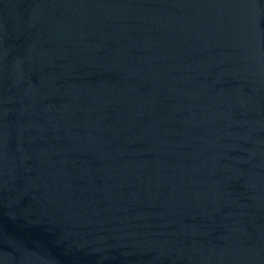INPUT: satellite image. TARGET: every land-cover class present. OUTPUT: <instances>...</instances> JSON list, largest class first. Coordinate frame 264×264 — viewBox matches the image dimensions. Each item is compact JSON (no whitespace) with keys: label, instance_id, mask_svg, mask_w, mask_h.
Here are the masks:
<instances>
[{"label":"water","instance_id":"95a60500","mask_svg":"<svg viewBox=\"0 0 264 264\" xmlns=\"http://www.w3.org/2000/svg\"><path fill=\"white\" fill-rule=\"evenodd\" d=\"M0 264H264V0H0Z\"/></svg>","mask_w":264,"mask_h":264}]
</instances>
